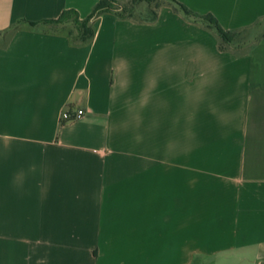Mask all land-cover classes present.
Returning <instances> with one entry per match:
<instances>
[{
    "label": "crops",
    "instance_id": "crops-1",
    "mask_svg": "<svg viewBox=\"0 0 264 264\" xmlns=\"http://www.w3.org/2000/svg\"><path fill=\"white\" fill-rule=\"evenodd\" d=\"M99 1L0 0V264H264V0Z\"/></svg>",
    "mask_w": 264,
    "mask_h": 264
},
{
    "label": "trees",
    "instance_id": "trees-1",
    "mask_svg": "<svg viewBox=\"0 0 264 264\" xmlns=\"http://www.w3.org/2000/svg\"><path fill=\"white\" fill-rule=\"evenodd\" d=\"M162 1H168L173 5V7L181 12L183 16L190 22L199 23L210 28L223 42V44H228L233 41L235 33L231 31L224 30L217 19L210 13L200 14L190 10L183 3L178 0H101L92 9V11L87 15L84 21H90L91 18L100 15L105 12H112L121 18H133L139 20L150 21L154 20L157 15V8L162 3ZM153 3L154 6H151ZM142 5L146 6L145 12L141 11L140 7ZM144 7V6H143ZM68 12H75L73 10L64 11L59 18L53 20L43 21L44 23H50L58 21ZM76 13V12H75ZM30 25H36L37 22H29ZM79 42L87 43L93 35V27L89 25L88 27H83L80 31ZM69 37V36H68ZM70 38V37H69ZM75 41V40H74Z\"/></svg>",
    "mask_w": 264,
    "mask_h": 264
},
{
    "label": "rangeland",
    "instance_id": "rangeland-1",
    "mask_svg": "<svg viewBox=\"0 0 264 264\" xmlns=\"http://www.w3.org/2000/svg\"><path fill=\"white\" fill-rule=\"evenodd\" d=\"M151 6H154L153 3H151ZM140 9L144 12L145 10H147L145 5H142ZM85 18H80L75 12H68L58 21L45 23L43 27L53 31L61 32L69 36L70 39L79 41V33L81 29L83 27H88L89 25H91L90 21H84Z\"/></svg>",
    "mask_w": 264,
    "mask_h": 264
},
{
    "label": "built area",
    "instance_id": "built-area-1",
    "mask_svg": "<svg viewBox=\"0 0 264 264\" xmlns=\"http://www.w3.org/2000/svg\"><path fill=\"white\" fill-rule=\"evenodd\" d=\"M84 111L82 109H77L76 111H70L68 109L63 110L60 113V121H70V120H76L83 117Z\"/></svg>",
    "mask_w": 264,
    "mask_h": 264
}]
</instances>
